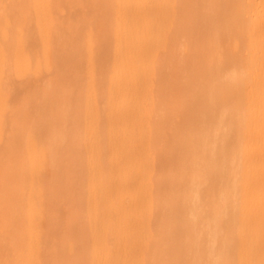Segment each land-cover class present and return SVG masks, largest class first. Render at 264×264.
I'll use <instances>...</instances> for the list:
<instances>
[{
  "label": "bare ground",
  "instance_id": "bare-ground-1",
  "mask_svg": "<svg viewBox=\"0 0 264 264\" xmlns=\"http://www.w3.org/2000/svg\"><path fill=\"white\" fill-rule=\"evenodd\" d=\"M0 264H264V0H0Z\"/></svg>",
  "mask_w": 264,
  "mask_h": 264
}]
</instances>
